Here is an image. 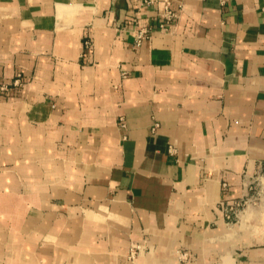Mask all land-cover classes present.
<instances>
[{"label": "crops", "instance_id": "crops-1", "mask_svg": "<svg viewBox=\"0 0 264 264\" xmlns=\"http://www.w3.org/2000/svg\"><path fill=\"white\" fill-rule=\"evenodd\" d=\"M0 264H264V0H0Z\"/></svg>", "mask_w": 264, "mask_h": 264}, {"label": "built area", "instance_id": "built-area-1", "mask_svg": "<svg viewBox=\"0 0 264 264\" xmlns=\"http://www.w3.org/2000/svg\"><path fill=\"white\" fill-rule=\"evenodd\" d=\"M164 12H165L164 17H165L167 22H170L175 17V14L170 9L169 4L166 5ZM148 33H149L148 30L144 29V30H140L137 34H135L134 43L137 47H140L143 45V42L145 41V39L148 36ZM86 46H87V48L89 47V42H86ZM19 83H20V78L18 77L14 84L18 86ZM6 90H7L6 86L1 87L2 92H5ZM138 253H139L138 247L131 248L129 259L134 260L137 257ZM182 257L187 258L188 255L186 253H183Z\"/></svg>", "mask_w": 264, "mask_h": 264}]
</instances>
